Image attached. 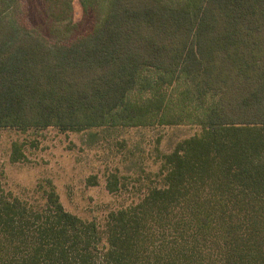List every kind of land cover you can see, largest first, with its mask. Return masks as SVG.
<instances>
[{"label": "trees", "instance_id": "1", "mask_svg": "<svg viewBox=\"0 0 264 264\" xmlns=\"http://www.w3.org/2000/svg\"><path fill=\"white\" fill-rule=\"evenodd\" d=\"M58 2L45 0L55 21ZM104 3L89 31L50 41L21 0H0V129L198 131L103 226L66 210L51 181L34 204L0 175V264H264V0ZM24 147L12 141L11 162Z\"/></svg>", "mask_w": 264, "mask_h": 264}, {"label": "rangeland", "instance_id": "2", "mask_svg": "<svg viewBox=\"0 0 264 264\" xmlns=\"http://www.w3.org/2000/svg\"><path fill=\"white\" fill-rule=\"evenodd\" d=\"M59 1V21L49 14L45 0H21L20 4L27 23L50 41L71 40L89 31L105 4L104 0L93 1L92 6L81 5L79 0ZM196 131L198 127L189 125L132 127L117 132L0 129V175L7 192L34 204L44 201L40 184L51 181L66 210L103 226L110 210L137 201L146 186L159 178L156 173L162 153ZM14 140L25 142L26 159L10 161ZM110 172L128 176L126 185L110 192L106 186Z\"/></svg>", "mask_w": 264, "mask_h": 264}]
</instances>
